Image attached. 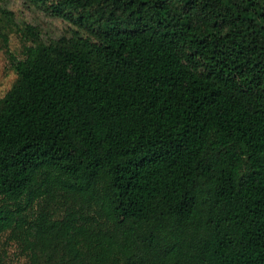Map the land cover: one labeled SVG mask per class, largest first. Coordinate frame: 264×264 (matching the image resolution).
<instances>
[{
  "label": "trees",
  "instance_id": "trees-1",
  "mask_svg": "<svg viewBox=\"0 0 264 264\" xmlns=\"http://www.w3.org/2000/svg\"><path fill=\"white\" fill-rule=\"evenodd\" d=\"M18 1L0 264H264V0Z\"/></svg>",
  "mask_w": 264,
  "mask_h": 264
},
{
  "label": "rangeland",
  "instance_id": "rangeland-1",
  "mask_svg": "<svg viewBox=\"0 0 264 264\" xmlns=\"http://www.w3.org/2000/svg\"><path fill=\"white\" fill-rule=\"evenodd\" d=\"M14 11L15 20L20 25L23 22L36 25L46 35L56 36L62 30V25L59 22L50 21L44 16L33 12L30 8H24L18 0H10ZM21 33H12L8 39V49L18 58L21 52ZM16 76L11 70L7 55L4 53V47L0 39V99L11 88Z\"/></svg>",
  "mask_w": 264,
  "mask_h": 264
}]
</instances>
